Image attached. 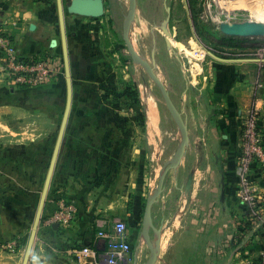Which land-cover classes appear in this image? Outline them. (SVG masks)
I'll return each instance as SVG.
<instances>
[{"label":"crops","instance_id":"0c3cea01","mask_svg":"<svg viewBox=\"0 0 264 264\" xmlns=\"http://www.w3.org/2000/svg\"><path fill=\"white\" fill-rule=\"evenodd\" d=\"M165 1L138 0L135 29L140 35L146 36L149 29L155 37ZM105 2L106 12L102 17L71 13L65 17L72 107L30 264H110L105 253L108 241L98 232L109 229L119 218L127 221V239L133 246L126 264H134L143 204L156 181L155 159L161 160L162 151L167 149L166 157L161 160L165 163L178 145L177 127L171 120H154L157 97L144 84L142 100L146 105V134L151 151L147 159L150 166L147 178L139 182L144 176L138 173L137 163L128 159L129 155L137 154V146H129L128 151H124L128 140L122 137L124 130L108 121V114L116 108L108 104V96L99 88V56L105 48L102 39L110 31L107 24L118 31L117 18L123 14L126 4L125 0ZM0 15L8 29H12V18L20 21L11 32L22 55L62 56L59 18L52 0H0ZM165 73L169 74L167 68ZM136 81L139 85L138 79ZM183 82L185 89L177 93V105L188 124L191 142L178 172L170 171L167 177L163 197L166 207L174 206L190 170L196 166V171L188 209L166 230L161 252L163 261L156 264H173L180 249L179 238L184 241L190 236L200 245L196 264H228L239 246L230 264H243L249 253L258 258L264 250V227L257 230L256 225L247 224L250 237L246 239H250L244 247V237H235L238 225L247 221V206L236 193L241 137L239 119L249 108H256L264 133V77L259 83L262 87L257 91L259 94L253 96L252 93L251 97L249 86L241 106L235 103L233 106L232 98L227 97L231 101L230 108H234L229 116L219 107L220 102L213 103L186 80ZM67 98L66 72L54 82L34 88H12L0 75V240L18 242L17 250L0 251V264H22ZM127 128L132 130L133 124ZM111 130L117 131L115 135ZM250 179L258 185L264 214L263 159H256ZM139 183L144 188L139 189ZM68 204L76 209L73 219L64 224L46 222L49 216ZM160 207V204L154 207L156 221L162 220L158 216L161 215ZM172 230H175L173 234ZM83 247H89L90 253L78 255L75 249ZM139 258L141 261L147 258L144 246Z\"/></svg>","mask_w":264,"mask_h":264},{"label":"rangeland","instance_id":"374dc122","mask_svg":"<svg viewBox=\"0 0 264 264\" xmlns=\"http://www.w3.org/2000/svg\"><path fill=\"white\" fill-rule=\"evenodd\" d=\"M68 1L64 0L65 3ZM125 1L123 14L117 18L118 31L115 32L111 24H107L110 31H108V36L102 39L105 48L99 56V88L108 96V104L116 108L115 111L108 114V121L114 122L124 130H119L122 131V137L124 136L125 140L128 139L124 151L127 152L129 146H137V154L129 155L128 159L131 158L137 163L138 173L144 176L139 179V182L142 183L147 178L150 168L147 159L151 151L146 134L148 120L145 111L146 105L142 100L144 84L149 85L148 87L157 97L154 105V120H171L172 124L174 123L163 104L159 88L148 77L143 67L133 62L123 39V21L129 5V0ZM241 2L253 4V9L249 8L250 5L245 4H243V8H238L237 6ZM52 3L58 14L57 0H52ZM256 4H258L257 7L254 6ZM160 12L161 18L158 25L160 27L164 20H168L167 28L170 32L171 47L167 46L165 34L160 28L155 32V37L154 34L151 35L149 29L147 30L148 34L143 36L135 29L134 22L131 37L136 49L148 60L151 61L152 54L154 55L157 72L170 85L171 94L176 104L179 103L177 93H182L185 89L183 80L196 88L197 92L204 93L205 98H210L213 103L220 102L219 107H222L228 116L234 111V108H230L231 101L227 97L232 98L233 106L235 104L241 106L243 94L248 95L246 89L249 86L251 97L252 93L254 96L262 88L259 87V83L264 77V34H229L223 31L222 24H231L232 22V24H239L249 20L254 14L264 15V0L256 2L255 0H166L165 7H162ZM57 16L59 18V15ZM108 17H110L109 10ZM165 68L168 70V75L165 73ZM252 77H255L254 80ZM132 83L138 86V96L123 94L131 90ZM251 109L254 108H249L239 119L241 135L244 117ZM228 120H230L229 117ZM130 124H133L132 130L127 128ZM110 132L115 135L117 131L111 130ZM157 138L156 136V140ZM166 153L167 149H164L161 160L166 157ZM112 158L114 160L115 156ZM155 160V169L152 172L156 176V181L152 189L156 187L159 178L160 168L157 167V163L163 162L158 158ZM45 180L44 178L43 188ZM138 188L142 189L144 186L139 183ZM145 203L146 200L143 204L141 218H143ZM174 231L172 230V234ZM190 237L185 238L184 241L179 238L180 249L173 264L197 263V250L200 245L194 243L192 237L193 241L191 242ZM182 249H184L183 253Z\"/></svg>","mask_w":264,"mask_h":264},{"label":"water","instance_id":"95a60500","mask_svg":"<svg viewBox=\"0 0 264 264\" xmlns=\"http://www.w3.org/2000/svg\"><path fill=\"white\" fill-rule=\"evenodd\" d=\"M137 2L138 0H129L128 11L123 21V31H122L123 39L127 44L133 62L136 64H140L143 67V69L147 72L149 77L158 85L162 93V96L164 98V101L166 103V106L169 110V113L172 116L178 128V145L173 156L163 165L159 162L157 163V167L160 168L159 178L156 187L152 189L147 195L144 214H143L142 227L138 238V246L136 247L137 249L134 252V260H135L134 264H156L159 260L163 261L161 251L164 243V235L166 233V230L170 226V222L167 223L165 227L163 226V224L156 226L153 217V207L160 200L161 195L166 190V181L169 171L173 170L175 172H178L183 159L187 155L188 147L190 146V142H191V137H190L188 124L184 119L182 112L178 109V107L172 100V97L169 92V88L160 78V76L156 71L155 61L152 60V62H150L143 54H141L136 49L134 45V42L131 37V31L135 22V16H136L137 4H138ZM57 6H58L60 30L62 35L63 58H64V65H65V72L67 79V87H68L67 106L62 121V125L60 128L57 144L53 153L50 168L38 204L37 213L35 216L32 231L28 240L27 247L25 249L22 264H30L35 239L40 224L42 222L45 202L52 181L56 160L61 148V144L64 138L67 122L72 107V75L70 69L67 31L65 24L66 13L98 18V17H102L106 12L105 0H69L66 3L64 2V0H57ZM167 23L168 20L167 19L164 20L160 28L165 34V39L168 47H171L170 32L167 28ZM261 28L262 26L260 25V23L222 24V29L224 32L229 34H237V35L262 34ZM148 86H146V88L149 89ZM195 171H196V166L190 170L187 176L183 188L182 204L179 206L177 212L171 219L172 224L179 221L188 209ZM142 246H146L149 249V254L148 257L145 259V261H141L139 258V252ZM240 248L241 247L239 246L237 247V249L234 250V252L232 253L229 259L228 264H230L234 253L239 251ZM40 264H45V263L41 262Z\"/></svg>","mask_w":264,"mask_h":264},{"label":"built area","instance_id":"2783aa9c","mask_svg":"<svg viewBox=\"0 0 264 264\" xmlns=\"http://www.w3.org/2000/svg\"><path fill=\"white\" fill-rule=\"evenodd\" d=\"M12 29L20 24V21L10 20ZM12 29H8L6 21L0 15V75L12 88H34L47 85L65 73L64 59L59 55H35L26 57L19 53L12 38ZM259 112L251 109L244 117L243 131L241 135V151L236 173L239 183L236 189L237 197L247 206V221L241 222L235 230V237H244V247L248 240L249 231L247 224L264 227L263 201L259 193L258 185L250 179V174L256 159L264 160V133L259 124ZM73 204H68L64 209H59L46 220L48 224L67 223L75 214ZM256 230V231H257ZM128 223L125 219H117L107 230H99L98 235L107 239L106 257L110 264H125L133 251L131 242L127 239ZM246 240V241H245ZM228 246L229 243H224ZM18 248L17 240H0V251H15ZM78 255L90 253L89 247L81 250L75 249ZM243 264H264V250L256 258L249 253Z\"/></svg>","mask_w":264,"mask_h":264},{"label":"flooded vegetation","instance_id":"af4514ba","mask_svg":"<svg viewBox=\"0 0 264 264\" xmlns=\"http://www.w3.org/2000/svg\"><path fill=\"white\" fill-rule=\"evenodd\" d=\"M161 29V28H160ZM162 30V29H161ZM146 57V56H145ZM147 58V57H146ZM148 59V58H147ZM152 60H154L155 61V63H156V65H157V62H156V60H155V58H154V55L152 54ZM152 60L150 61V62H152ZM156 71H157V68H156ZM146 72V71H145ZM147 73V72H146ZM158 73V72H157ZM148 75V74H147ZM158 75L160 76V74L158 73ZM148 77H149V75H148ZM150 78V77H149ZM160 78L164 81V83L167 85V87L169 88V92H170V95H171V97H172V94H171V87H170V85H168V83L160 76ZM151 79V78H150ZM152 80V79H151ZM153 81V80H152ZM153 83L158 87V85L153 81ZM159 88V87H158ZM159 91H160V89H159ZM160 94H161V98H162V100H163V104H164V106L166 107V109L168 110V108H167V106H166V103H165V101H164V98H163V96H162V93H161V91H160ZM172 100L174 101V99H173V97H172ZM174 103L176 104V102L174 101ZM176 106L178 107V105L176 104ZM178 109L181 111V109L178 107ZM169 111V110H168ZM182 112V111H181ZM170 114V113H169ZM182 114H183V112H182ZM171 116V115H170ZM184 117V116H183ZM171 119H172V121H173V123H174V125L177 127V125H176V123H175V121L173 120V118H172V116H171ZM185 119V118H184ZM177 131H178V128H177ZM177 148V147H176ZM162 165L164 164V162L163 163H161ZM170 171H173V170H170ZM170 171H169V173H170ZM169 173H168V175H169ZM157 181H158V179H157ZM172 189V188H171ZM165 194H166V190L164 191V193L161 195V197H160V200L154 205V207H156L157 205H161V207H160V212H161V215H158L159 216V219L161 218L162 220H159V221H156L155 220V210H154V207H153V217H154V221H155V224H156V226H159V225H162L163 224V226L165 227V225L167 224V223H169L170 222V226H169V228L172 226V223H171V219L173 218V216L175 215V213L177 212V210H178V208H179V206L182 204V199H183V189H181V193H180V195H179V197L177 198V200H176V202H175V204H174V206H170L169 208L168 207H166V205H164L165 204V200H163L164 198V196H165ZM142 221H143V218H142ZM174 224V223H173ZM141 227H142V223H141ZM146 251V252H145ZM144 252H145V254L147 255V257H148V254H149V249L146 247V246H144ZM162 252V251H161ZM160 261V260H159Z\"/></svg>","mask_w":264,"mask_h":264},{"label":"bare ground","instance_id":"6f19581e","mask_svg":"<svg viewBox=\"0 0 264 264\" xmlns=\"http://www.w3.org/2000/svg\"><path fill=\"white\" fill-rule=\"evenodd\" d=\"M257 0H255V2H256ZM263 1V0H262ZM243 4H245V5H250L249 6V8L250 9H253L252 8V6H253V4H247V3H240V4H238V8H243L244 6H243ZM257 5L258 4H256V5H254L255 7H257ZM232 6V5H231ZM233 6H234V4H233ZM236 6V5H235ZM236 7V8H237ZM233 23V22H232ZM231 23V24H232ZM243 23H248V24H250V23H260L261 24V26H262V28H261V32H262V34H264V15H252V17L251 18H249V20H246L245 22H243ZM199 52V51H198ZM195 69V68H194ZM192 72H194V71H192ZM195 73V72H194ZM192 74V73H191Z\"/></svg>","mask_w":264,"mask_h":264},{"label":"trees","instance_id":"16d2710c","mask_svg":"<svg viewBox=\"0 0 264 264\" xmlns=\"http://www.w3.org/2000/svg\"><path fill=\"white\" fill-rule=\"evenodd\" d=\"M130 91L128 92V94L130 95V96H133V94L135 95V96H138V86H136L134 83H132L131 84V86H130ZM132 98V97H131ZM264 149V148H263Z\"/></svg>","mask_w":264,"mask_h":264}]
</instances>
